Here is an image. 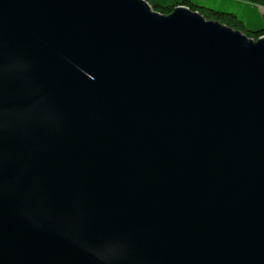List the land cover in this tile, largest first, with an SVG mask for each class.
<instances>
[{
  "label": "water",
  "instance_id": "obj_1",
  "mask_svg": "<svg viewBox=\"0 0 264 264\" xmlns=\"http://www.w3.org/2000/svg\"><path fill=\"white\" fill-rule=\"evenodd\" d=\"M0 264H264V37L0 0Z\"/></svg>",
  "mask_w": 264,
  "mask_h": 264
},
{
  "label": "trees",
  "instance_id": "obj_2",
  "mask_svg": "<svg viewBox=\"0 0 264 264\" xmlns=\"http://www.w3.org/2000/svg\"><path fill=\"white\" fill-rule=\"evenodd\" d=\"M168 16L185 7L210 21L220 22L255 41L264 37V0H145Z\"/></svg>",
  "mask_w": 264,
  "mask_h": 264
},
{
  "label": "rangeland",
  "instance_id": "obj_3",
  "mask_svg": "<svg viewBox=\"0 0 264 264\" xmlns=\"http://www.w3.org/2000/svg\"><path fill=\"white\" fill-rule=\"evenodd\" d=\"M187 9H188V8H187ZM189 10H190V9H189ZM261 10H262V12L264 13V8H262ZM193 12H194V11H193ZM196 13H197V12H196Z\"/></svg>",
  "mask_w": 264,
  "mask_h": 264
}]
</instances>
